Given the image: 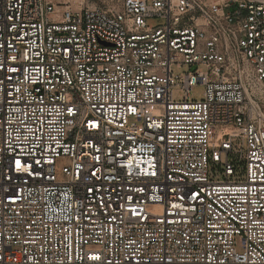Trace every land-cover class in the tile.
<instances>
[{
  "label": "built area",
  "instance_id": "2783aa9c",
  "mask_svg": "<svg viewBox=\"0 0 264 264\" xmlns=\"http://www.w3.org/2000/svg\"><path fill=\"white\" fill-rule=\"evenodd\" d=\"M0 264H264V0H0Z\"/></svg>",
  "mask_w": 264,
  "mask_h": 264
},
{
  "label": "rangeland",
  "instance_id": "374dc122",
  "mask_svg": "<svg viewBox=\"0 0 264 264\" xmlns=\"http://www.w3.org/2000/svg\"><path fill=\"white\" fill-rule=\"evenodd\" d=\"M54 2L60 4H67L73 9H80L85 6H91L94 4H99L101 0H54ZM147 23L150 25H160L163 23V20L160 18H149L147 19ZM193 98H200L201 95V88L195 90L192 94Z\"/></svg>",
  "mask_w": 264,
  "mask_h": 264
}]
</instances>
